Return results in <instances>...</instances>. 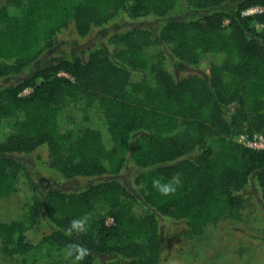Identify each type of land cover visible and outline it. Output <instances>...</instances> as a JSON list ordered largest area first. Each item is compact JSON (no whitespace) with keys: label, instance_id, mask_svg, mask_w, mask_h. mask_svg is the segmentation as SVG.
<instances>
[{"label":"trees","instance_id":"16d2710c","mask_svg":"<svg viewBox=\"0 0 264 264\" xmlns=\"http://www.w3.org/2000/svg\"><path fill=\"white\" fill-rule=\"evenodd\" d=\"M232 1L184 0L199 15L188 20L170 18L180 0L1 4L0 81L15 82L0 87V198L30 195L33 202L25 220L0 222L4 253L28 255V232L42 209L52 225L43 240L56 252L50 264H160L161 218L182 222L191 237L221 220H240L251 206V183L264 208V150L236 141L264 136V11L244 15L264 8V0H238L224 11ZM145 18L162 24L112 32L107 45L84 57L35 67L71 27L86 37L115 21ZM78 105L84 125L72 139L61 124L75 120ZM41 151L63 179L90 185L49 189L42 201L14 159ZM128 166L136 170L130 187L123 180ZM177 174L182 183L174 195L153 188V179L168 182ZM85 215L88 231L68 235L71 221ZM73 242L89 249L81 262L65 258ZM94 254L114 257L98 263Z\"/></svg>","mask_w":264,"mask_h":264},{"label":"rangeland","instance_id":"374dc122","mask_svg":"<svg viewBox=\"0 0 264 264\" xmlns=\"http://www.w3.org/2000/svg\"><path fill=\"white\" fill-rule=\"evenodd\" d=\"M5 0H0V6ZM238 0H233L231 4H225L223 10L232 12L237 6ZM199 16L196 12L188 10L184 6V0H180L177 10L170 18L188 20ZM162 21L154 18H145L130 22L120 20L108 25L101 31H93L86 37H80L71 27L57 36L52 48L44 51L35 67L48 65L61 59H75L84 57L87 52L101 43L107 45L106 38L112 33L124 30L128 27L158 29ZM1 27V24H0ZM104 45V46H105ZM171 65L170 58L167 61ZM207 62L203 63L206 65ZM34 67V68H35ZM199 72L202 71L200 68ZM179 75V73H178ZM14 79L0 81V87L11 85ZM40 82V80H38ZM147 82L155 83L152 74H148ZM29 88L21 95L26 96L31 93ZM73 109V108H70ZM75 120H65L61 128L65 132L71 133V138L75 139L77 130L82 129L84 122L82 114L84 107H75ZM75 117V116H74ZM0 134H4L0 128ZM17 160L26 170V174L31 178L39 189V197L43 201L49 189H61L64 191H82L90 181L87 179L65 180L56 172L49 168L48 157L45 151L33 152L28 155H16ZM136 170L128 166L126 175L123 177L124 183L130 187L131 177ZM98 179L91 182L96 183ZM248 196H252L249 210L243 211L240 220L233 218L221 220L214 225L207 226L203 233L198 236L185 234V226L182 222L161 218L160 234L163 239V255L160 264H264V208L258 203V191L254 183H251L246 190ZM33 204L30 195L27 199H22L18 194L0 198V222H11L25 220L29 214V206ZM108 224H111L108 222ZM52 225L46 218L44 211L39 210L38 220L28 232L29 241L32 244L26 257L10 256L3 252L4 242L0 237V264H50L56 256V252L48 248L44 243V236L50 233ZM183 231V232H182ZM98 263L110 260L104 254H94ZM111 258V259H112ZM73 264V263H72Z\"/></svg>","mask_w":264,"mask_h":264},{"label":"clouds","instance_id":"9594fccd","mask_svg":"<svg viewBox=\"0 0 264 264\" xmlns=\"http://www.w3.org/2000/svg\"><path fill=\"white\" fill-rule=\"evenodd\" d=\"M182 181L179 174L173 176L170 181L164 182L161 178H155L152 181V186L163 196L174 195L181 185ZM90 216L85 215L77 219H73L69 228L66 230L68 235L73 232L86 233L89 228ZM65 258H72L75 262L83 261L88 255H90L89 249L80 243H69L65 246L64 250Z\"/></svg>","mask_w":264,"mask_h":264},{"label":"built area","instance_id":"2783aa9c","mask_svg":"<svg viewBox=\"0 0 264 264\" xmlns=\"http://www.w3.org/2000/svg\"><path fill=\"white\" fill-rule=\"evenodd\" d=\"M262 11H264V8L253 7L246 10L244 15H252ZM236 141L250 149L264 150V136L261 134H254L252 136L240 135L236 138ZM108 222L112 223V219L109 218Z\"/></svg>","mask_w":264,"mask_h":264}]
</instances>
